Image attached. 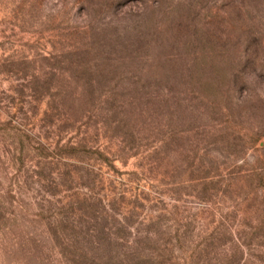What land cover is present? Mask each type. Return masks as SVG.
Listing matches in <instances>:
<instances>
[{
    "label": "rangeland",
    "instance_id": "rangeland-1",
    "mask_svg": "<svg viewBox=\"0 0 264 264\" xmlns=\"http://www.w3.org/2000/svg\"><path fill=\"white\" fill-rule=\"evenodd\" d=\"M261 169L264 0H0V264H264Z\"/></svg>",
    "mask_w": 264,
    "mask_h": 264
},
{
    "label": "trees",
    "instance_id": "trees-1",
    "mask_svg": "<svg viewBox=\"0 0 264 264\" xmlns=\"http://www.w3.org/2000/svg\"><path fill=\"white\" fill-rule=\"evenodd\" d=\"M255 141H258V138H256ZM59 150H60V152H63L64 149H59ZM78 151H80V149L77 147H68L66 149L65 153L73 155V154H76ZM254 178H256L259 182H262L264 180V171L262 169L260 171H255ZM66 205L69 206V210L71 213L70 216L66 214L67 220H69L71 218L75 223H78L79 220H82V221L83 220H97V218H99L98 216L94 215V211L92 210V207H90V205L87 204L86 199L79 202L76 198L74 200L72 198H70L67 201ZM62 206L64 208L65 204H63ZM87 210L89 212H91L92 214H90ZM59 222H60L59 226H58V223L53 225L56 230H58V228L62 224L66 225L65 223H67L66 221L64 223L63 217H61ZM71 226H73V225H71ZM125 251H129V250H125Z\"/></svg>",
    "mask_w": 264,
    "mask_h": 264
}]
</instances>
